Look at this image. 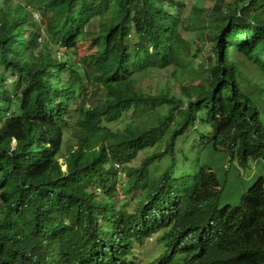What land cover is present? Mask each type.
<instances>
[{"label":"trees","instance_id":"trees-1","mask_svg":"<svg viewBox=\"0 0 264 264\" xmlns=\"http://www.w3.org/2000/svg\"><path fill=\"white\" fill-rule=\"evenodd\" d=\"M189 1L0 0V264H264V0Z\"/></svg>","mask_w":264,"mask_h":264},{"label":"rangeland","instance_id":"rangeland-1","mask_svg":"<svg viewBox=\"0 0 264 264\" xmlns=\"http://www.w3.org/2000/svg\"><path fill=\"white\" fill-rule=\"evenodd\" d=\"M196 2H199L200 5L202 6V8H204V9L208 8L212 4L211 0H190L188 2V4L193 5ZM34 17L37 18L38 14H34ZM183 35L188 37L187 39L192 44V47H193V45L196 46V45H201L202 44V39H199L196 36V30L195 29H192L190 31V33H188V32L184 33ZM210 57H211L210 51L205 50L203 52V58L204 59H209ZM245 77L248 78V81H250L251 86H252V90L254 92H258L256 87L258 89H261L262 92L259 93L258 95H262L264 97V76H263V74L261 72H259V71L254 72L251 68H249V69H246V71H245ZM146 84H147V82H145V83L143 82V86H145ZM94 100L95 99L92 98V102ZM261 103L264 104L263 101ZM120 126H121V123L118 124V127H120ZM110 128L114 130L116 128V126H113V127L110 126ZM213 155H214L213 159L211 160L210 158H208V159H206L205 163L213 166L215 171L220 173L222 167H223V170L226 169L227 163L224 165V162L228 161V157H227L226 154L220 153V152H214ZM253 163H254V161L250 160V167H248L247 169H242V174H241V176L244 177V179L247 181V183H249V181L251 182L250 185L253 184L255 182V180L260 175H264V166L262 164H256V163L253 164ZM232 165L233 166H238V164L236 162H234ZM232 170H234V169H232ZM233 180L237 181L238 178L237 177H233ZM226 199L227 198H226V194H225L221 198V204L222 205H224ZM133 205H134V203L131 204V206H133ZM155 242H156V238H152V239L147 240L145 242V244H144V248H143L144 252L150 253V254L158 252L160 250V247L155 245ZM142 255H144V254H142ZM144 259L145 258H143V260Z\"/></svg>","mask_w":264,"mask_h":264},{"label":"clouds","instance_id":"clouds-1","mask_svg":"<svg viewBox=\"0 0 264 264\" xmlns=\"http://www.w3.org/2000/svg\"><path fill=\"white\" fill-rule=\"evenodd\" d=\"M132 111H130L131 113ZM130 120L129 117H122V114L118 116V119L114 121H108L106 118H102L101 122H104L103 124L100 122L99 127L103 129L104 132H109V133H115L118 134L125 126V123ZM138 121V116L136 113L135 117V123ZM121 123V126L118 127V124ZM110 126H116V128L113 130L110 128ZM117 168H120V166L117 164ZM65 168V166H64ZM107 226H105V234H106ZM106 236H108L106 234ZM155 238V237H152ZM152 238H144L143 241H136L133 242L129 246L130 253L124 252V250H121L113 246L111 248H104V249H94L91 250V252L85 254L82 256V260L80 264H146L149 261L157 260L162 254L161 252L163 251L162 248L160 247V250L156 253H146L144 252V244L147 240L152 239ZM114 239V243H118V241ZM144 254V255H142ZM143 258H145L143 260Z\"/></svg>","mask_w":264,"mask_h":264}]
</instances>
